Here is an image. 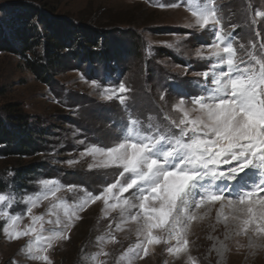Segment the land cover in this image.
Masks as SVG:
<instances>
[{
	"label": "rangeland",
	"instance_id": "obj_1",
	"mask_svg": "<svg viewBox=\"0 0 264 264\" xmlns=\"http://www.w3.org/2000/svg\"><path fill=\"white\" fill-rule=\"evenodd\" d=\"M173 3L180 6H168ZM216 3L223 12L225 31H232L231 25L237 26L233 33L236 46L244 44L245 49L253 50L251 45L255 44V54L264 55L261 51L264 18L256 17V23H252L256 10L264 12V0H216ZM30 8L33 10H29L33 16L30 27H39L37 16L33 15L38 13L54 23L94 30L112 48L113 56L109 61L111 71L101 63L79 61L75 56L78 47L75 40L63 51L59 65L45 83L25 64L42 55L37 42L42 44L45 36L31 39L35 44L25 54L13 38L7 47L15 53L0 51V114L19 112L28 120L29 127L45 133L43 140L35 138L36 153L28 157L0 156V176L7 182L5 193L15 196L9 209L12 214L26 212L22 200L39 191L41 180L55 179L62 185L82 186L99 194L117 179V170H90L92 158L81 155L91 145L111 146L127 119L124 105L115 99H102L103 88L123 82L131 89L126 105L134 116L141 120L153 116L165 122V113L173 118L179 115L171 111L180 98L178 93L197 94L194 85L202 78L194 73L209 70L195 53L211 43V35L187 27L193 18L182 0H0V29L5 36L10 37L14 16ZM93 81L99 87H93ZM69 161L76 163L70 165ZM32 165L36 168L26 176L20 173V169ZM58 195L72 201L82 193L62 191ZM49 203L43 201L33 209V214L45 213ZM103 207V201H97L80 213L81 219L68 232L69 238L56 242L46 253L52 264H92L90 257L99 250L96 238L109 231L110 223L118 243L106 244L104 251L109 255H102L99 260L117 264L120 254L137 240L136 225L129 222L123 231H116L117 213L105 219ZM217 208L212 207L203 220L192 222L187 253L177 256L169 254L163 243L151 245L148 255L137 258L134 264H188L189 256L195 264H264V248H249L243 236L225 241L228 250L223 257L217 254L213 244L219 247L225 234L223 221L217 222ZM205 210H197V215ZM29 223L30 218L25 215L20 227ZM3 224L0 220V226ZM27 240L24 237L10 241L0 231V264H42L20 251ZM237 240L244 246L238 247Z\"/></svg>",
	"mask_w": 264,
	"mask_h": 264
},
{
	"label": "snow or ice",
	"instance_id": "obj_2",
	"mask_svg": "<svg viewBox=\"0 0 264 264\" xmlns=\"http://www.w3.org/2000/svg\"><path fill=\"white\" fill-rule=\"evenodd\" d=\"M182 2L193 18L187 27L211 35V43L195 53L209 69L194 73L202 78L194 85L197 94L178 93L171 111L179 115L173 118L165 113L161 122L153 116L141 120L127 109L131 89L123 82L103 88L102 99L124 105L127 119L111 146L91 145L81 155L92 158L90 170L115 169L117 179L99 194L55 179L41 180L39 191L23 198V214L9 211L15 202L13 194L0 193V220L4 221L0 231L10 241L27 237L20 250L27 258L52 264L46 253L56 242L69 238L81 212L101 200L103 218L114 212L119 217L116 231H123L129 222L136 225L137 240L120 254L117 264H134L148 255L149 246L161 243L169 254L187 253L192 222L203 220L215 206L217 222L222 220L225 228L219 247L213 244L219 256L228 250L225 241L233 237H246L251 249L264 248V55L255 54V44L253 50L244 44L236 46L237 26L225 31L216 0ZM256 17L264 18V12L255 11L253 24ZM93 87L99 85L93 81ZM62 191L82 195L69 201L58 195ZM45 200L50 201L46 212L34 215L33 209ZM202 208L206 210L198 216ZM25 215L30 223L21 228ZM112 227L110 223L109 231L97 236L99 250L91 255L92 264H106L99 260L109 255L104 246L118 243ZM188 264H195L191 256Z\"/></svg>",
	"mask_w": 264,
	"mask_h": 264
},
{
	"label": "trees",
	"instance_id": "obj_3",
	"mask_svg": "<svg viewBox=\"0 0 264 264\" xmlns=\"http://www.w3.org/2000/svg\"><path fill=\"white\" fill-rule=\"evenodd\" d=\"M29 10L32 9L22 10L14 16L11 24V38L9 35L5 36L0 29V51L15 53L13 49L7 47L13 38V41H18L21 48H23V54H25L30 52L32 45L35 44L30 41L31 39H39L41 36H45L42 39V44L39 41L37 42V46L39 45L42 48V55L37 56L34 62L27 60L25 62L27 68L38 80L47 83L50 74L59 65L63 51L68 49L75 40H77L76 44L78 45L75 56L79 61L88 64L101 63L106 70L111 71L109 61L113 56V51L100 33L73 25L54 23L38 15V13H33V15L37 16L39 27H30L29 21L33 16ZM44 136L45 133L42 130L29 127L28 120L19 112L0 114V156L28 157L37 152L34 148L35 138L43 140ZM34 168L36 166L32 165L19 171L22 175H25L33 171ZM6 183L0 176V193H5Z\"/></svg>",
	"mask_w": 264,
	"mask_h": 264
},
{
	"label": "bare ground",
	"instance_id": "obj_4",
	"mask_svg": "<svg viewBox=\"0 0 264 264\" xmlns=\"http://www.w3.org/2000/svg\"><path fill=\"white\" fill-rule=\"evenodd\" d=\"M186 14V13H185Z\"/></svg>",
	"mask_w": 264,
	"mask_h": 264
}]
</instances>
